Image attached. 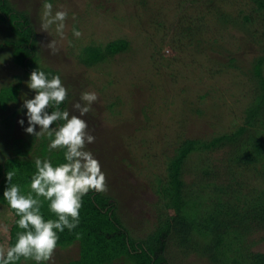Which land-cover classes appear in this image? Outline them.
<instances>
[{"label": "rangeland", "instance_id": "rangeland-1", "mask_svg": "<svg viewBox=\"0 0 264 264\" xmlns=\"http://www.w3.org/2000/svg\"><path fill=\"white\" fill-rule=\"evenodd\" d=\"M8 1L26 15L34 30L35 49L41 64L56 71L67 89L64 111L79 115L73 105L83 104L81 95L97 94L92 110L81 117L95 137L87 150L100 163L106 176L107 193L116 202L122 224L132 236L144 237L163 210L162 201L154 194L153 182L155 178H164L165 161L173 155L178 143L185 139L210 140L234 132L243 125L246 111L264 94L258 90L252 74L255 60L264 55L263 20L259 21L264 11L258 9L255 0L194 3L190 0L181 3L179 0H131V3L129 0L116 3L113 0H51L48 3L53 5V12H68L65 38L61 40L55 26L47 32L41 30L45 0ZM209 3L211 7L207 8L205 5ZM149 10L159 14L158 25L154 22L156 19H149L154 17ZM194 10L208 13L205 42L196 53L193 41L182 40L181 44L177 41L178 13L193 16ZM219 11L233 20L232 26L237 24L235 30L245 21L244 16L247 17L252 31L243 36L230 25L226 29L218 28L217 32L226 31L228 38L218 36V42L212 44L211 30ZM74 28L82 33L80 38L73 36ZM120 39L127 42L128 49L110 63L86 69L78 62V53L85 45H104ZM52 40L57 41L55 54L44 46ZM8 55H0V66L7 67L0 74V80L1 75L22 77L18 69L9 65L12 62ZM260 63V77L264 79V58ZM28 82L25 76L22 81L14 82L18 85L17 91L14 90V106L9 104L8 111L0 113V118L6 117L7 124L12 122L8 130L12 137L26 135L27 109L23 104L36 94L28 88ZM12 107L15 113L11 119ZM25 118L21 126L18 121ZM225 159L220 150L191 154L184 161L183 177L191 192L187 219L193 221V231L190 229L186 234L189 242L185 246L179 245L178 239L175 243L171 240L166 243L164 255L168 264H264L253 257L264 254V228L258 224L244 234L236 229L240 235H228L224 239L225 247L222 244L213 247L204 234V218L210 217L212 210H227L231 221L249 211L256 215L264 204L261 170L264 152L260 151L253 166L247 168L230 166ZM200 163L208 168L207 177L193 171ZM213 177L217 178L214 185L224 188L219 194L207 182ZM203 184L207 188L201 191ZM196 190L199 192L195 193ZM10 221V213L0 206V224L10 227ZM8 239V234H0V243L7 244ZM76 257V244L58 246L53 261L46 264H65Z\"/></svg>", "mask_w": 264, "mask_h": 264}, {"label": "trees", "instance_id": "trees-1", "mask_svg": "<svg viewBox=\"0 0 264 264\" xmlns=\"http://www.w3.org/2000/svg\"><path fill=\"white\" fill-rule=\"evenodd\" d=\"M50 1L45 0L44 2ZM118 1L113 0L115 3ZM179 1L182 2V0ZM255 1L258 9L264 11V0ZM129 2L131 3V0ZM190 2H200V0H190ZM205 6L209 8L211 3ZM194 11L193 16H188L186 12L178 13L179 31L177 41H180V44L182 40L185 42L186 40L193 41L195 43L193 48L196 53L201 51V44L203 41L205 42L204 38L208 30L206 24L208 13L203 11V14H200L196 10ZM149 12L150 15L154 16L153 18L150 16L149 19H156L154 22L158 25L159 14L153 13L151 10ZM214 19V28L211 30L213 37L210 38L212 44L217 43L219 37L228 38V33L226 31L217 32L218 28L226 29L230 25L235 30L234 26H237L236 23L232 26L233 20L222 11L216 13ZM244 19L245 21L238 25L236 30H239L243 36H247L248 30L252 31L249 26L251 21H248L245 16ZM261 20H263L262 30L264 32V16L259 19V21ZM195 21L196 24H194ZM127 49V42L123 39L109 41L104 45L87 44L80 49L77 60L84 68L92 69L93 67H101L105 62L110 63L115 56L126 52ZM5 51H8V53H4ZM7 54H9L8 56L12 62H8L9 65L18 69L22 77L25 76L29 79L33 70L43 71L49 79L58 75L56 71L41 64L35 49L34 30L26 15L15 9L14 5L8 0H0V55L4 57ZM263 58L264 55L255 60L252 73L259 91H264V79L260 77L259 72L260 61ZM6 68L5 65L0 66V74H3ZM22 77L14 74L10 77L1 75L0 113H6L9 104L12 105V102H15V91L18 89V85L14 82L17 80L22 81ZM65 103L66 101L61 104L60 110H65ZM108 107L111 108V105H108ZM14 109L15 107H12L9 113L11 119L14 117ZM53 110L55 109L49 108V114ZM23 121H26V118ZM243 121L245 126H240L228 135L216 136L210 140L185 139L178 143L173 155L165 161L164 178H155L153 182L154 194L158 197V200L160 199L159 201H162L163 210L159 211L161 216L156 218L152 229L142 238L132 236L131 231L122 224L120 215L117 212L116 202L109 193L89 191L85 194L82 197L78 226L71 231L65 228L63 232H57V247L71 244L77 246V257L65 264H119L121 261H127V264H168L164 255L166 243L169 240L175 243L178 239V244L185 246L189 242L186 240L188 239L186 234L193 227V221L187 219L189 215L187 210L190 207V204L188 205L190 191L187 188L189 183H186L183 177L184 161L191 154L221 150L226 158V164L243 168L253 166L255 157L260 155V151L264 152V94H261L246 111ZM63 123L64 121L55 122L53 128H59ZM0 124L2 126L0 127V159L2 160H0V206L6 207L11 215L7 245L12 246L16 242L17 233L24 230L19 229L16 221L20 217L16 216L14 210L10 208L3 197V193L8 187L6 173L15 170L17 174L13 177L11 183L20 186L21 194H27L30 191L31 179L36 173L35 160L37 158L42 161L45 159L50 160L55 167L65 162L63 158L65 150L49 149L54 136L49 137L45 133L35 139L33 135L26 133L25 136L12 137L11 133L8 132L12 122H9L10 125L7 124L6 117L2 116ZM25 124H28L27 121ZM200 165L201 163L195 166L193 171L195 169L196 172L207 177L209 175L208 168ZM261 167L264 177V164ZM212 179L207 182L212 186L213 192L219 194L224 188L214 185V183H217V178L213 177ZM205 188H207V185L203 184V187L199 190L203 191ZM196 192L199 191L196 190ZM40 199L43 202L41 214L45 221L57 219L49 210V202L44 201L42 197ZM254 202L252 200L253 207H256ZM261 205V209L256 215L249 211L250 213L238 215L231 221L228 220L227 210H212L210 217L204 218L206 223L205 229H203L204 234L210 238L209 241L216 248L218 245H223L224 239L228 235L233 237L240 235L235 232L236 229L244 234L246 230L253 225L256 226V224L264 228V204ZM183 238H185V241H182ZM253 257L264 262V254L259 253ZM15 264H37V262L34 259L26 260L21 257ZM41 264H46V262H41Z\"/></svg>", "mask_w": 264, "mask_h": 264}, {"label": "clouds", "instance_id": "clouds-1", "mask_svg": "<svg viewBox=\"0 0 264 264\" xmlns=\"http://www.w3.org/2000/svg\"><path fill=\"white\" fill-rule=\"evenodd\" d=\"M67 17L66 10L53 12V5L45 2L41 30L47 32L55 26V32L63 40ZM81 35L80 31L73 29L74 37L80 38ZM56 44L57 41L52 40L44 46L55 54L58 51ZM27 86L36 94L23 104V108L27 109L28 127L25 132L34 136L45 133L49 137L54 136L49 149H64L65 162L54 167L50 160L37 158L36 173L27 194H21L20 186L11 183L16 171L6 173L8 187L3 197L16 216L20 217L16 223L24 231L17 233L16 242L12 246L0 243V264H15L21 257L34 259L37 264L53 261L58 242L57 232H63L65 228L71 231L79 224L82 197L89 191L106 193L108 190L99 161L87 150V145L94 143L95 137L89 133L87 122L81 118L92 110L91 106L98 100L97 94L84 92L81 95L83 104L73 105L79 115H70L68 111L60 110L68 93L58 75L49 79L43 71L33 70ZM49 108L55 110L49 114ZM58 121H64L63 125L53 128V124ZM18 123L22 126L24 121ZM41 197L49 202V210L57 219L45 221L41 214ZM8 232L9 226L0 224V234L7 235Z\"/></svg>", "mask_w": 264, "mask_h": 264}]
</instances>
